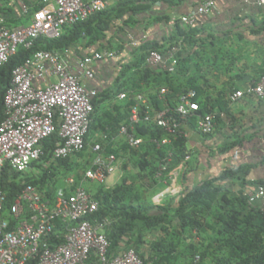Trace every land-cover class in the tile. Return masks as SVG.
I'll list each match as a JSON object with an SVG mask.
<instances>
[{
	"label": "built area",
	"instance_id": "built-area-1",
	"mask_svg": "<svg viewBox=\"0 0 264 264\" xmlns=\"http://www.w3.org/2000/svg\"><path fill=\"white\" fill-rule=\"evenodd\" d=\"M117 0H39L29 21L11 27L0 15V67L14 56L20 47L30 50L29 56L11 72L10 82L3 95V118L0 121V184L4 169L21 177L22 188L5 212L6 192L0 185V264H25L36 257V264H85L94 254L98 264H153L144 261L137 252L128 248L119 253H109L110 242L101 225L96 226L90 217L98 210V201L72 176L63 179V186L51 197L31 183L36 168L33 164L56 165L58 161L78 155L89 148V166L83 180L106 184L108 175L116 170L118 155L108 152L106 146L119 137L129 149L144 144L136 134L137 124H154L172 136H184L183 126L190 117L195 118V128L202 135L210 134L215 127V117L208 113L197 114L196 91L187 89L175 97L171 110H157L146 94L122 91L120 100H127L129 114L115 133L102 132L88 142L99 90L87 85L95 78L94 65L117 56L111 48L88 50L78 56L73 64L66 57V49H33L39 39L59 38L64 30L82 22L97 12L108 9ZM218 0H203L192 13L179 17L187 28L195 25L197 17L208 15ZM242 1V0H240ZM245 1V0H243ZM258 3H264L259 0ZM26 13L27 7L23 6ZM126 45L137 47L142 39L127 34ZM182 46L179 42L162 50L152 49L144 64L168 73H174L179 64ZM168 92L158 90V97ZM244 94L253 95L264 102V73L259 80L244 90L234 91L229 100L234 102ZM178 115L176 120L172 115ZM60 139L52 149L43 141L53 133ZM157 148L171 143L170 137L152 138ZM172 152L161 159L156 179L172 180L168 170ZM249 205L256 206L264 216V184L238 191ZM63 228L56 234L55 221ZM60 241L52 240V237ZM195 254L192 264H199Z\"/></svg>",
	"mask_w": 264,
	"mask_h": 264
},
{
	"label": "crops",
	"instance_id": "crops-1",
	"mask_svg": "<svg viewBox=\"0 0 264 264\" xmlns=\"http://www.w3.org/2000/svg\"><path fill=\"white\" fill-rule=\"evenodd\" d=\"M258 1L218 0L210 14L197 17L187 37L178 39L182 52L176 71L171 75L173 83L179 89L190 86L196 89L198 100L211 108L215 127L205 136L198 132L195 125L186 123L183 126L186 142L183 154L171 168L173 179L154 182L148 176L149 170L141 171L135 164H126L131 155L122 148V140L114 137L109 143L117 150L116 170L108 175L105 185H97L93 191L97 193L121 187L120 193L126 192L124 203L163 204L168 199L180 197L186 189L226 173L224 181L211 183L210 192L204 200L210 208L202 203L196 205L197 215L203 220L202 225L198 226L196 250L217 246L215 238L220 228L218 218L224 211L222 206L240 210L241 216H246L248 212L242 208L236 196L238 191L264 184V102L249 94L234 102L229 100L234 91L244 90L256 83L264 73V3ZM38 4L39 0H0V15L8 26H22L29 21L31 12ZM198 4V0H184L169 8L171 20H177L184 26L179 17L192 13ZM23 6L27 7L26 13ZM122 44L124 50L128 48L126 42ZM103 45L101 48L108 47ZM89 49L94 50L71 46L66 49V57L73 64L78 56ZM124 50L112 60L97 62L94 65L95 78L87 82L88 86L105 90L107 94L95 102L94 130L90 131L88 142L104 131L115 133L114 127L124 123L128 117L129 102L118 99L117 94L137 89L122 85L120 79L115 83L117 68L120 71L118 65L126 59L131 60V55ZM116 84L121 85L118 91L115 90ZM112 117L118 121L117 124ZM84 153L91 155L88 147ZM213 188L218 190L213 192ZM149 192H155L151 199L147 196ZM104 223L109 224V221L105 219ZM133 234L129 248L135 250L138 246V252L149 259L153 253L150 244L158 242L161 233L145 230L140 237L137 232ZM187 234H183L174 258L168 264L190 263L191 259L186 254L191 245L188 242L192 243V239L187 238ZM169 239L166 237L167 241ZM122 249L117 247L114 252L119 253ZM87 264H97V261L91 256Z\"/></svg>",
	"mask_w": 264,
	"mask_h": 264
},
{
	"label": "trees",
	"instance_id": "trees-1",
	"mask_svg": "<svg viewBox=\"0 0 264 264\" xmlns=\"http://www.w3.org/2000/svg\"><path fill=\"white\" fill-rule=\"evenodd\" d=\"M142 1H147L151 4L160 1L167 3L170 7H174L184 0H117L108 9L94 13L86 20L67 27L59 38L37 40L33 49L59 50L67 49L75 45H78L83 49L90 47L96 50L101 48L102 46H105L103 44L110 42L113 35L115 36V34L119 32L123 34L126 33L124 27L131 19V16L136 14L137 8ZM202 1L203 0H198V3ZM129 13L130 15L127 16ZM174 24L175 27H177V31L174 35L175 38L179 39L181 37H187L190 34L191 28L182 26L178 21L174 22ZM162 46V43L159 41L146 39L141 41L140 44L134 48L128 47L124 50L122 45L120 51L122 52L124 50L127 54H131V56H134V60H136V55H134V53H138V59L136 61L141 65L143 72L149 77L147 81L141 82L136 91L147 95L149 94L146 92L148 87L155 88L152 95H147L155 109L162 110L165 107H168L172 110L175 106V97L181 92L187 90V88L179 89L174 85L172 80L173 77L171 76L173 73L158 71L143 62L145 56L150 50H162L164 49ZM119 53L120 52L117 54ZM29 54L30 50L20 47L17 53L12 56L7 63L0 67V121L3 118V95L9 85L11 72L17 65L21 64ZM120 71L117 74V80L115 83L120 79V74L122 73V71ZM120 87L121 85L116 84L115 90L118 91ZM161 87H166L168 89V92L163 98L158 97V90ZM189 88L196 91L193 86L188 87V89ZM105 92V90L99 91L98 95L93 100L94 105L98 98L107 95ZM194 100L199 106L197 114L205 115L211 113V108L208 104L198 100L197 91ZM171 115L176 120L178 119V115L175 113L171 112ZM112 120L116 122V124L118 123L113 117ZM187 123L189 125H195L194 116L190 117L187 120ZM118 126L119 125H116V128L114 127L113 130H117ZM92 128L93 122L91 123L90 131H92ZM135 131L137 135L143 137L145 141L144 144L138 149H129L128 146L123 143V149L128 151L131 156L139 152V154H137L139 159L136 162V166L141 171L149 170V178L156 182L158 180L155 175L161 159L166 153H168V151L172 152V160L168 167V170H171L172 166L177 164L183 154L186 138L184 136L169 135L154 124H137ZM204 135L206 136L208 134ZM165 136L171 138V143L169 145H163L160 148H157V146L151 142L152 138L160 140ZM59 141L58 134L55 132L46 138L43 141V144L49 150L59 143ZM150 147L151 150L149 149ZM106 150L117 154V150L113 149L110 143L106 146ZM81 154L82 153H78V155ZM67 159L69 158L58 161L56 165L51 163L47 167H43V165L39 163L33 164L32 166L36 168L37 172L31 183L37 186L38 189L42 190L45 195L51 197L54 191L60 187L54 190L50 189L49 191H44L42 189L43 183L45 179H48L51 174L53 175V172L58 170L60 165ZM224 178H226V173L220 174L217 178L204 181L200 185L192 187L191 189H186L180 197L168 199L163 204L142 203L139 205H132L130 203H124L126 192L124 191L120 193L119 190L121 187H115L111 190H100L99 192L92 194L98 201L99 208L90 217V220L96 226H102L104 233L110 242L109 253L113 254H115L114 249L117 247H123L121 251L130 247L132 244L131 237L134 235L133 233L137 232L139 235L138 237H140L145 230L159 231L161 233L159 241L150 244L153 253L150 255L149 259L145 258L141 252H138V246H136L135 251L144 261L151 260L153 264H168L169 260L174 258L177 244L182 240L183 234L188 232L187 238H191L192 230L194 228L195 230H198V226L203 223V220L197 215V203H202L203 206L210 208L209 204L204 200L210 192L211 183L216 181L222 182L224 181ZM20 179L21 177L19 174L12 173L7 168L4 169L0 185L6 192L7 196L5 212L13 203L15 197L22 188V182ZM212 190L214 192L218 189L213 188ZM236 196L238 197L242 208L248 213L246 216L242 217L240 210L234 208L226 209L225 206L221 207L224 211L221 214L218 213L220 214L218 218L220 228L217 230L215 242L217 243L218 248H225L226 253L223 264H264V216L256 206L249 205L243 196L239 194ZM105 219L109 221V224L104 223ZM55 227L56 234L61 236L63 228L59 220L55 221ZM166 237H170L169 241L166 240ZM52 240H55L56 242L60 241V239L55 236L52 237ZM144 242L145 241H143V243ZM193 247V245H189L188 249H193ZM209 249V246L200 248L201 254L194 253L189 264H192L195 254L200 256L201 262V259L204 258V255H207ZM91 256H93L96 261L94 254H91L90 257ZM88 260L85 264L88 263ZM25 264H36V257L30 258Z\"/></svg>",
	"mask_w": 264,
	"mask_h": 264
},
{
	"label": "rangeland",
	"instance_id": "rangeland-1",
	"mask_svg": "<svg viewBox=\"0 0 264 264\" xmlns=\"http://www.w3.org/2000/svg\"><path fill=\"white\" fill-rule=\"evenodd\" d=\"M139 5L136 14L131 16V19L124 27L126 33L123 34L119 32L115 34V36L113 35L110 39L113 40V43L105 42L106 46L113 48L116 54L118 52H120L119 54L122 53L120 49L123 45L122 43L126 42V37H128L127 34H130V36L135 39H142L141 41L146 39L159 41L163 45L162 48L178 42V39L174 37L175 32L177 31L174 22L177 20H171L169 13V8L171 7L167 3L157 1L151 4L147 1H142ZM128 15H130V13L127 14V16ZM134 55H136L137 60L138 53H134ZM136 60H134V56H131V60L126 59V61H122V63L118 65L122 71L120 74V80L123 82L122 85L128 86L132 89H138L141 82H145L149 79L148 75L143 72L141 65H139ZM117 69L119 73V68ZM154 91L155 88L148 87L146 92L149 93L147 95H152ZM92 130H94V128H92ZM122 148H124V146H122ZM149 149L151 150V147ZM137 154H139V152H137ZM137 154L131 156L129 162H126V164L128 163L131 166L134 164L136 165V162L139 159ZM90 157L91 155H87L84 152L81 155L70 157L60 165L58 170L53 172V175L51 174L48 179H45L42 189L44 191H49L50 189L54 190L61 187L63 179L72 176L78 180L82 187L92 194L97 185L100 184L83 180V172L89 166ZM154 193L155 192H149L147 195L148 199H151V197L154 196ZM197 231L198 230H195L194 228L192 230L193 234L191 233L192 243H194L195 246L191 242H188L194 246L193 249H190L191 251L187 248L186 255L190 259L194 253L201 254L200 248H198V250L195 248L198 243L196 238L199 236ZM225 253V248L220 249L217 246L212 247L209 249L207 255H204V258L201 259L200 264H223Z\"/></svg>",
	"mask_w": 264,
	"mask_h": 264
}]
</instances>
